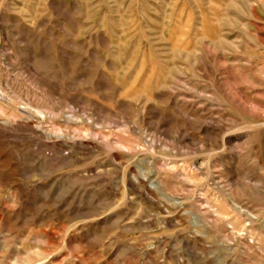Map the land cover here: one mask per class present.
I'll list each match as a JSON object with an SVG mask.
<instances>
[{"label":"rangeland","instance_id":"obj_1","mask_svg":"<svg viewBox=\"0 0 264 264\" xmlns=\"http://www.w3.org/2000/svg\"><path fill=\"white\" fill-rule=\"evenodd\" d=\"M0 264H264V0H0Z\"/></svg>","mask_w":264,"mask_h":264}]
</instances>
